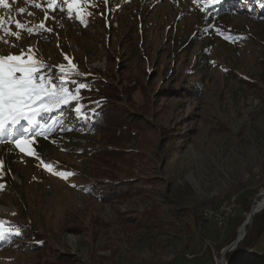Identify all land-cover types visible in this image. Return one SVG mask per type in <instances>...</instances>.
Instances as JSON below:
<instances>
[{"label":"rangeland","instance_id":"374dc122","mask_svg":"<svg viewBox=\"0 0 264 264\" xmlns=\"http://www.w3.org/2000/svg\"><path fill=\"white\" fill-rule=\"evenodd\" d=\"M256 1L199 0L197 6L193 0H94L95 6L86 7L92 13L86 26L75 13L68 18L66 5L64 11L49 9L47 0H38L41 8L26 0L0 4L5 27L11 18L28 26L44 21L52 29L22 32L19 40L5 36L16 47L0 44V52L18 55L31 46L57 82L53 66L67 67L70 60L81 75L65 78L69 90L87 84L84 75L104 79L105 87L118 92L117 111L148 125L150 138L148 147H140L139 135L123 141L113 157L97 134L70 131L84 109L97 106L95 97L42 114L37 120L52 122L53 131L47 138L37 135L30 147L57 171L74 173L64 179L0 137V220L26 222L33 230L0 248V264H59L66 254L75 256L73 264H178L180 255L221 264L222 238L233 220L222 229L204 221L201 230V210L245 194H253L255 205L264 190V19L256 17ZM46 11L55 19L45 21ZM10 27L17 31L14 22ZM196 80L200 84L191 88ZM87 85L90 95L102 97ZM77 103L80 113L74 111ZM63 109L61 124L53 116ZM107 180L131 194L99 201L87 187ZM152 208H158L155 218L147 217ZM174 209L180 219L170 224ZM234 211L242 214L241 204ZM158 217L165 222L157 228ZM144 223L151 226L139 228ZM35 233L48 240L33 248ZM261 243L245 259L258 256L264 237Z\"/></svg>","mask_w":264,"mask_h":264},{"label":"snow or ice","instance_id":"6c2138e0","mask_svg":"<svg viewBox=\"0 0 264 264\" xmlns=\"http://www.w3.org/2000/svg\"><path fill=\"white\" fill-rule=\"evenodd\" d=\"M27 3L33 4L36 8H41V3L38 0H26ZM105 4L108 0H103ZM219 0H212V3H218ZM194 4L199 6V0H193ZM0 4L8 5L5 0H0ZM64 5L67 6V16L69 19L74 18L82 25L87 24L86 16L91 15V12L86 11L87 5H94V0H62V4H58V0H47V7L55 10L56 7L60 11H64ZM204 11V8H200ZM23 13L25 9L18 10ZM28 15H33L29 12ZM47 19H55L45 12V21ZM14 22L17 31L11 30L10 24ZM5 20L0 17V44H6L9 48L16 47L7 37L21 38L22 32H27L29 35H37L40 31L51 32V28L45 26V22L41 21L38 25L28 26L19 20L12 21L9 18V26L5 27ZM243 39V37H240ZM235 42V39H233ZM68 60V57H65ZM48 66L40 59L35 57L34 49L30 46L27 51L20 50V53H8L4 55L0 52V137L7 139L13 143L16 148L27 155L35 156L40 160V164L48 171L52 172L61 178L67 179L74 175L71 171H57L53 162H45L34 151L30 145L34 143L37 135H44L47 138V133L53 131L52 124L49 121L39 122L37 117L42 114L52 113L54 110L60 109L62 106H68L70 101H79V92L81 89L88 87L85 83L77 84L75 89L69 90L66 87L68 82L65 78L71 75H81L76 65L69 60L68 66L56 65L58 69L59 81L56 78L45 72ZM51 71L50 69L48 70ZM76 83V81H71ZM99 102H97L98 104ZM82 105L77 103L74 111L80 113ZM52 118L49 117V120ZM25 121L29 126L36 125V130L29 134V128L23 127L21 122ZM55 123V121H53ZM17 126H20L19 128ZM63 131V129H61ZM2 142V140H0ZM3 176V161L0 160V177ZM75 186V185H73ZM5 187L4 183H0V190ZM15 215V213H12ZM22 235L20 226L12 225L10 222L0 220V241L7 240L10 237H19Z\"/></svg>","mask_w":264,"mask_h":264},{"label":"trees","instance_id":"16d2710c","mask_svg":"<svg viewBox=\"0 0 264 264\" xmlns=\"http://www.w3.org/2000/svg\"><path fill=\"white\" fill-rule=\"evenodd\" d=\"M256 5L253 7L255 8V12H256V17L258 19H264V0H258L255 3ZM218 5H223V3H219ZM82 78H85V82H87V84L90 85L89 90L93 91L95 89H98L101 94L102 97L98 98L96 97L94 94H89L88 91L86 89H81L80 90V94L81 91L83 90L85 92L84 96H80L79 100H88L89 98H94L96 100V104L97 102H99L97 104V106L92 110L89 111L87 109H84L83 113V117L82 116H78L77 120H76V125L74 126V128L70 129V131H90L91 133L97 134L98 135V139L100 140H105V143L110 146H113L111 148H107L106 153L109 151H112V153L114 154L113 157H115L116 153H119V145L126 140H130L133 138H136L138 135V140H139V144L140 147H148L145 146L147 144H150V138L149 135L146 133L148 125H143L142 121L139 118H130V117H126V116H122L120 114V111H117V109L120 107V105L116 102L119 98L118 92L116 89H110L106 86V82H104V79H100V78H92L91 76H81ZM246 81H251L249 78H245ZM200 84V80H196L193 81L192 85H190V87H197ZM93 86L94 89L91 87ZM111 90V91H109ZM115 90V91H114ZM190 88H187V91H189ZM177 92V90H175ZM95 92V91H93ZM192 92V91H191ZM67 112V109H63V111L61 112V114L58 115H54L53 116V120L59 119L61 124H64V122L66 121V119H62V115L65 114ZM67 116L70 117V115L67 114ZM43 122V119L40 121ZM146 123V122H144ZM52 124V122H51ZM29 128V132L34 131V129L36 128V125H26ZM66 126V125H65ZM69 126H73V125H69ZM83 128V129H82ZM150 130H155V128H150ZM145 144V145H144ZM102 154V153H101ZM131 156H133L131 154ZM124 163L128 166V169L133 165L132 163V159L128 158L126 160H124ZM102 169V168H101ZM104 169H102L101 171H103ZM101 174V172H100ZM131 180V179H128ZM120 184L115 183L112 180H107L104 183H98L91 181L89 183V186L87 187L88 190H92V194L99 200V201H109L112 200V198H116L118 197V199H125L127 198L128 195L131 194V191H125L120 189L119 186ZM123 188H127L129 187L127 184L126 186H122ZM257 190V189H256ZM253 194H249V195H244L241 197H238V195L234 196L235 202L236 204H241L242 209H243V213L237 216H233L229 221L233 220L232 223L230 224V227L228 228V232L225 233V236L221 243V248H223L224 246H226L227 244H229L235 237L237 234V228L239 226V224H241L243 222V220L246 217V214L249 212V210L251 209L250 205H251V198H252ZM231 195H227L226 198H229ZM219 202V201H218ZM218 202L215 204H211L208 206H217ZM158 208L154 209H150V212L147 214V217H156L158 215ZM177 211H179V209H177ZM199 211H197L195 213V215H197L198 219L200 220V213H198ZM173 214V218L169 221L170 224H172L174 222L175 219H180V215L178 213H176V209H174V211L171 213ZM130 218V216H124V219H128ZM202 222L199 224L200 225V229L202 230L205 227V222L204 219H201ZM200 220V221H201ZM95 222H99L98 219ZM163 222H165L163 219H161L160 217H158L156 219V224L155 226L158 228L160 227V224H162ZM10 223L12 225L15 226H20L22 228V234L23 232L26 233L27 236L30 235V233L33 232L32 230V226L29 225L26 222H17V221H10ZM104 224V223H103ZM142 226V228H144L145 230H147L146 228H149L151 225L150 224H142L139 225V228ZM153 226V227H155ZM189 229L192 227L191 225L187 226V229ZM126 227H124L125 230ZM202 234V233H201ZM22 236V235H21ZM21 236H19L18 238H20ZM39 235H37L36 233L34 234V238H36L35 240L31 239L30 241V245L31 247H38L43 245V243L48 240V239H39L38 237ZM14 237V236H13ZM13 237H10L7 240H3L0 241V248L7 244L8 242H14L16 240H13ZM262 237H264V207H262L259 211H256L253 213L252 215V219L250 224H248V226L245 227V233L243 238L238 242L236 248H234L231 251H228L226 253V260L228 262V264H264V248L263 250H259V254L257 257L252 258L249 256V258L245 259V257L248 255H246L247 251L252 248L257 246V244L262 240ZM37 241H40V244L37 243ZM38 245V246H37ZM261 249V248H260ZM176 258V257H175ZM177 258H180V260L178 261V264H200L198 263V257H184V255H180L177 256ZM176 258V259H177ZM175 259H173L172 261H168L162 264H171ZM73 262H75V256L74 255H70V254H66L65 259L63 261H61L59 264H73ZM145 264H158L156 262L154 263H150L147 262Z\"/></svg>","mask_w":264,"mask_h":264},{"label":"built area","instance_id":"2783aa9c","mask_svg":"<svg viewBox=\"0 0 264 264\" xmlns=\"http://www.w3.org/2000/svg\"><path fill=\"white\" fill-rule=\"evenodd\" d=\"M236 202L233 197L223 200L217 206H208L201 210V216L204 221H212L214 225L220 229L225 228L227 222L234 216L236 210Z\"/></svg>","mask_w":264,"mask_h":264},{"label":"water","instance_id":"95a60500","mask_svg":"<svg viewBox=\"0 0 264 264\" xmlns=\"http://www.w3.org/2000/svg\"><path fill=\"white\" fill-rule=\"evenodd\" d=\"M261 193V191H259L257 193V195L255 196L258 197V195ZM254 201L255 199L253 200V203L251 205V209L249 210L248 214L246 215L244 221L241 223V225L237 228V234H236V237L229 243L227 244L226 246H224L221 250V254H220V263L221 264H228L227 260H226V253L228 251H231L233 250L234 248H236L238 242L243 238L244 236V233H245V227L248 226V223H250L251 219H252V215L254 212L256 211H259L262 207H264V204L262 206H260L259 208L258 207H254L253 208V205H254ZM258 244H262L261 241L258 243ZM257 244V245H258ZM256 247V246H255ZM264 246L262 247L261 246V249L263 250ZM252 249H254V247L250 248L246 255L249 254L248 252H252ZM256 253V252H255ZM257 257V256H256Z\"/></svg>","mask_w":264,"mask_h":264},{"label":"bare ground","instance_id":"6f19581e","mask_svg":"<svg viewBox=\"0 0 264 264\" xmlns=\"http://www.w3.org/2000/svg\"><path fill=\"white\" fill-rule=\"evenodd\" d=\"M258 196H259V198L257 199L256 204L253 205V208L254 207H258L259 208L260 206H262L264 204V190Z\"/></svg>","mask_w":264,"mask_h":264}]
</instances>
